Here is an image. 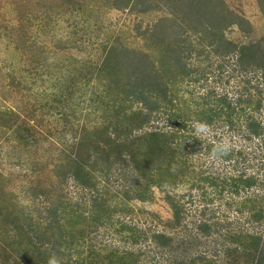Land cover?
<instances>
[{
	"label": "rangeland",
	"instance_id": "1",
	"mask_svg": "<svg viewBox=\"0 0 264 264\" xmlns=\"http://www.w3.org/2000/svg\"><path fill=\"white\" fill-rule=\"evenodd\" d=\"M204 2L209 8H202ZM115 4L114 0H0V111L18 114L14 123L3 117L0 125V264H49L51 257L59 264H173L169 254L178 246L168 243L163 249L160 244L164 241L158 243L151 237L153 231L170 236L173 231L180 232L170 228L173 214L167 197L188 194L192 188L189 180L199 178L209 165L214 172L218 168L231 171L213 154L205 157L198 150L188 157L187 164L177 159L182 169L171 171L160 184L142 177L135 182L128 157H124L126 147L119 148L116 137L119 133L118 140L128 143L150 127L123 134L122 127L117 133L113 124L118 116L124 117L125 110L141 108L126 96L127 100H122L121 90L130 86L129 78L138 79L141 66L150 68L162 58L174 63L179 56L173 54L174 47L194 46L198 56L187 59L195 57L194 66L214 63L205 80L186 88L184 99H190L191 92L197 96L213 88L234 99L244 87L259 82L257 71H240L234 56H229L232 59L227 60L225 71H214L220 60L207 59L212 52L202 47L199 36L203 37L202 28L213 22L220 24L224 38L220 37L219 48L229 40L238 47L257 44L258 50H264V0H133L127 7ZM156 23L165 29V37L159 41L151 38ZM108 54L123 61L117 76L105 72L103 62ZM138 62L139 68L133 67ZM254 116H264V104ZM24 121L31 124L35 138L25 144L19 136L23 132L16 130V123ZM196 128L193 133L198 135ZM217 135L231 149H247L251 172L264 176V170L259 171L264 135L251 141L233 133L218 131ZM71 146L76 160L68 163L61 152ZM195 146L178 143L186 153ZM123 151L124 159L120 157ZM159 158L152 156L155 162ZM78 166L81 182L74 177ZM143 191H147L145 199L136 198ZM217 204L214 202L213 208ZM51 207L68 216L62 222L63 239L57 238L56 229L47 227L45 217ZM194 208L187 205L189 218ZM219 214L224 218V208ZM131 227L145 231L146 238L133 239L127 230ZM259 230L264 231V226ZM49 231L57 240L55 250L45 245ZM75 237L80 238L73 241L76 250L68 256L65 239ZM91 247L101 252L92 256L96 253L92 254ZM238 248L229 256L207 249L208 254L199 257L210 264H256V256H242ZM139 249L141 254L131 255ZM180 258L189 262L193 256Z\"/></svg>",
	"mask_w": 264,
	"mask_h": 264
},
{
	"label": "trees",
	"instance_id": "2",
	"mask_svg": "<svg viewBox=\"0 0 264 264\" xmlns=\"http://www.w3.org/2000/svg\"><path fill=\"white\" fill-rule=\"evenodd\" d=\"M131 1L133 0H114V2H117L115 7H127ZM193 2L191 1V3ZM201 6L202 8L203 6L209 8L205 2ZM214 10L212 11L214 12ZM171 21H174V19L172 18ZM155 26L151 38L152 40L156 38L159 41L165 37V29H163L164 26H160V23H156ZM218 26L213 22L207 23L201 31L203 37L199 36L200 42L204 43L202 47L204 49L208 47L212 52L207 56V59L220 60L217 62L214 71H217V73L225 71L227 60L232 59L234 56L235 63L239 66L240 71L246 73H249L250 70L257 71L259 82L256 81L255 85L244 87L242 91L237 92L234 99L228 97L226 92H219L216 88L202 92L197 96H193L191 92L190 99H184L183 94L186 88L190 89L191 85L205 80L209 73L207 69L212 67L214 63L213 61L210 62V65H206L204 68L194 66L195 57L192 61H187L193 54L196 57L198 56L196 52H193L196 51L194 46L187 45L191 50L182 46L174 47L173 54L179 53L174 63L171 59L169 62L167 59L162 58L159 64H151L150 68H148V64L141 66V69L137 71L138 79L129 78L127 85L130 86H124L121 90V94L124 95L122 100L126 101V96L132 102L139 103L141 108L138 111L131 112L130 110L129 113H126L125 110L123 112L124 117L120 118L118 116L117 123L115 122L113 125L116 126L117 133L118 128L122 127L121 133L123 134L132 132L135 129H143L145 125L150 127L149 130L130 138L128 143L126 139H122L123 142L118 140L119 133L116 137L118 147H126L125 150L127 151L125 153L127 154L124 157L125 159L128 157L134 174L132 179L135 182L138 181L139 177H142L148 179L152 184H160L161 181L163 182V180L170 177L171 171L173 173L176 169L174 171L176 173L180 171L179 169H182L177 163V159L182 164H187L188 157L198 150L205 157H210L213 154V156L219 158L220 162L228 165L231 169L230 172L225 170L220 172L218 168L214 172L209 165L208 168L205 167L206 170L202 171L199 178L189 180L188 183L190 185L192 183V188H190L188 194L167 197L168 205L173 214L170 228L180 229V232L173 231L170 236L163 231H153L151 237L156 239L158 243L164 241L160 244L162 248H166L168 243H174L178 246V249H172L173 254H169L171 256L170 262L173 264L178 262L179 264H210V262L205 261L204 257L199 256H206L208 254L207 249L211 253H215L209 247L211 245L216 251L215 255L219 252L223 256H229L240 247L242 256L249 253L247 256H256V264H264V231L259 230L260 226H264V176L261 177L259 173L251 172L252 168L247 164L250 160V154L242 146L232 147V149L228 147L225 153L215 151L218 145L225 144L220 142L217 135L218 131L220 133H233L243 141H251L264 135V116L262 118L254 116L264 104V52H261L264 50H258L257 44L238 47L229 40H225L223 46L219 48L218 41L223 34H221V28ZM222 39L224 40V38ZM217 49L223 52L221 53ZM122 55L119 54V57ZM229 56H232V58H229ZM121 62H123L121 58H113L108 54L103 62L107 76H117L121 69ZM139 65L138 62L133 67L139 68ZM146 75V79H141V76L146 77ZM245 82L247 84L250 81ZM135 85L140 86V89L137 90ZM46 104L50 105L47 102ZM16 114L13 111H0V125L3 117L13 120L12 123H14L18 115ZM165 118H167L166 125L163 123ZM200 124L207 125L208 129H215V131L208 132L205 136L195 135L193 131ZM30 125L26 121L16 123V130L20 133L23 132L19 136L22 138L20 141L24 144L32 139L35 141ZM83 141L80 140V143ZM180 142H186L188 145L191 143L192 146L194 144L196 146L186 153L187 150L182 151L178 147ZM124 151L120 154L121 158H123ZM61 153L68 163L75 162L76 159L72 154H75L76 151L73 146ZM152 156H159L160 158L155 162ZM261 161L263 163L259 165V168L262 169L259 171L264 170V159L261 158ZM123 162L126 161L123 160ZM74 174V177L81 182L82 169L80 166L74 171ZM174 181L173 178L171 182ZM192 191H196V195L192 194ZM146 192L143 191L141 194H137L136 198L144 200ZM213 196L215 197L212 198ZM214 202H218V204L213 208ZM187 205L195 206L194 215H191V218L187 215ZM221 208L225 210L224 218H222L223 214H219ZM64 213L66 212L59 213L58 208L51 207L47 210L45 217L47 227L52 228V230L56 229L53 231L61 236L57 238L62 239L66 234L61 231L63 230L62 222L68 218ZM127 230L133 233V239L135 237L137 240L146 238V236L144 237L145 231L134 227ZM49 233L51 235L47 236L48 240L45 245H50V250H55L57 246L54 243H57V240H55L51 231ZM79 239L78 237L65 239L68 252L66 255L72 256L69 253L76 250L74 247ZM248 241L250 243L246 245ZM206 244H208V247H206ZM233 244L235 246H232ZM248 246H251L249 248L251 250H248ZM181 247L184 250H179ZM193 247L196 252H194ZM204 247L206 248L203 250ZM91 252L92 254L96 253L92 255L95 256L101 251L94 247ZM139 253H142L141 249L131 252V255ZM57 254H61V252H57ZM180 256H193V258L189 262H184Z\"/></svg>",
	"mask_w": 264,
	"mask_h": 264
},
{
	"label": "clouds",
	"instance_id": "3",
	"mask_svg": "<svg viewBox=\"0 0 264 264\" xmlns=\"http://www.w3.org/2000/svg\"><path fill=\"white\" fill-rule=\"evenodd\" d=\"M166 121H167V118L163 120V123L165 125H166ZM196 132L198 135H201V136L206 135L209 132L208 126L204 124H200L196 128ZM228 147L229 146L227 144L218 145L215 151L219 153H225L227 152ZM49 264H59V261L55 257H51L49 260Z\"/></svg>",
	"mask_w": 264,
	"mask_h": 264
}]
</instances>
